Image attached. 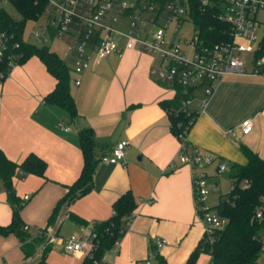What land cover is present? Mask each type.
Masks as SVG:
<instances>
[{"label":"crops","instance_id":"0c3cea01","mask_svg":"<svg viewBox=\"0 0 264 264\" xmlns=\"http://www.w3.org/2000/svg\"><path fill=\"white\" fill-rule=\"evenodd\" d=\"M116 41L122 53L106 59L94 55L83 75H71V93L79 114L76 120L65 109L45 103L57 82L38 57L15 66L0 82V147L16 163L21 164L30 154L47 163L45 177L26 175L15 181L16 195L23 204L21 218L30 227L32 238L45 230L56 205L82 173L84 155L79 132L91 128L99 161L93 189L65 206L57 226L48 231L57 233L60 241L66 239L60 236L64 227L80 234L106 222L114 215L115 202L131 192L137 209L118 254L108 253L106 262L153 264L154 259L160 264H186L203 239L205 227L197 215L191 169L180 162V143L162 106L173 100L176 92L161 85L154 72L160 66L159 57L139 50L126 51V43L118 37ZM57 54L62 59L67 56ZM251 70L249 67L246 74L230 75L220 82L189 133L188 141L193 146L218 158L208 169L210 177L224 161L246 165L242 146L264 159V75H253ZM76 79L81 81L80 86L75 84ZM248 120L253 130L245 135L242 125ZM60 124L70 131L61 129ZM122 141L129 143L124 164L105 162L104 158L110 157ZM26 196L30 200L24 202ZM72 213L86 224L72 221ZM12 219L13 207L0 181V225L9 226ZM159 239L168 242L160 250L155 246ZM22 246L17 236L0 235V264L41 262L43 247L25 259ZM200 261L206 259L201 257ZM84 262V256L68 254L62 243L55 242L44 264Z\"/></svg>","mask_w":264,"mask_h":264},{"label":"built area","instance_id":"2783aa9c","mask_svg":"<svg viewBox=\"0 0 264 264\" xmlns=\"http://www.w3.org/2000/svg\"><path fill=\"white\" fill-rule=\"evenodd\" d=\"M202 2L218 8L221 18L231 26L230 40L207 47L195 32L193 39L184 43L173 41L168 31L173 26L176 31L181 29L184 21L191 19L190 0H135L132 4L127 0H47L43 15L46 23L42 31H34L33 34L39 42L50 38L70 37L72 42L68 54L71 72L75 76L83 75L90 68L94 55L98 59H106L113 54L122 53L117 37L126 43V51L139 50L155 55L161 61L154 71L160 84L175 92L178 87L183 89L184 98L180 108L172 109L171 112L190 117L195 111L199 117L220 82L227 76L246 74L249 67L253 75H264V57L257 56L264 42V38L260 39L258 36V15L264 12V0ZM2 3L11 4V0H0V5ZM123 19L129 21L128 32H122L116 27ZM154 26L157 27L156 31L151 28ZM5 41L6 36L0 34V60L6 49ZM244 55L253 56L250 64ZM75 84L80 86L81 81L76 79ZM198 90H202L201 97L197 95ZM195 102L199 103V107L193 109ZM60 127L66 132L70 131L64 124H60ZM252 130L253 123L245 121L242 125L243 133L248 135ZM188 136L189 133L185 132L177 137L180 143L179 159L183 166L191 169L197 215L204 224L205 234L212 241L213 234L228 224L227 219L209 210L211 189L208 169L218 158L215 154L193 146L188 141ZM128 147L127 141L118 143L112 155L104 158V161L112 165H123ZM227 170L226 165H220L215 176L221 177ZM243 185L247 187L249 182L244 181ZM235 187L232 183L231 190ZM29 200L30 197L26 196L24 202ZM257 217L261 218L262 213L258 212ZM130 225L131 219L127 228ZM29 229V226H25L26 231ZM40 234L54 243H62L68 254L89 257L93 264H108L106 256L102 259L95 257L99 241L93 228L60 241L49 231L42 230ZM167 244V240L159 239L155 246L160 250ZM120 246L121 240H118L108 253L116 256Z\"/></svg>","mask_w":264,"mask_h":264},{"label":"trees","instance_id":"16d2710c","mask_svg":"<svg viewBox=\"0 0 264 264\" xmlns=\"http://www.w3.org/2000/svg\"><path fill=\"white\" fill-rule=\"evenodd\" d=\"M190 4L191 20L200 41L205 46L211 47L230 40L231 26L221 18L218 8L204 5L202 0H190ZM11 5L21 15V20H16L0 7V34L6 36V49L0 60V82L10 75L15 66L23 65L31 58L38 57L57 82L55 90L46 96L45 103L65 109L72 120H76L79 114L75 98L71 93V67L50 48L29 43L24 38L27 23L37 22L43 17L47 0H11ZM257 56L264 57V42ZM183 98V89L178 87L175 98L162 104L169 115L171 131L176 137L181 133H190L198 117L195 111L190 117L183 113L177 115L171 112L172 109L180 108ZM79 135L84 155L82 173L75 184L69 187L67 195L56 205L45 228L46 232L57 226L65 206H70L93 189V180L99 162L96 157L97 143L91 128L82 129ZM241 150L248 162L246 165L235 164L232 167L231 177L235 189L222 196L216 207L209 209L221 218L227 219L228 224L224 229L217 230L213 234L212 241L204 234L186 264H196L202 254L210 255L213 264H260L259 260L264 251V159L246 146H242ZM46 170L47 163L36 154H30L19 164L10 160L0 147V181L4 184L9 203L13 207L12 222L9 226L0 225V235L17 236L22 242L25 259L33 257L38 248L43 247L44 253L39 264L46 263L54 242L41 234L32 238L25 230L20 213L23 204L16 195L14 184L17 179L26 175L45 177ZM244 181H248L249 186H244ZM136 209V199L131 192H128L115 202L114 215L111 219L94 225L93 230L97 233L99 241L95 254L97 259L106 256L115 243L125 236L127 224ZM258 212L262 213L261 218L257 217ZM69 217L75 223L86 224L73 213ZM53 237L58 238L57 233H54ZM84 264H93V262L86 257Z\"/></svg>","mask_w":264,"mask_h":264},{"label":"rangeland","instance_id":"374dc122","mask_svg":"<svg viewBox=\"0 0 264 264\" xmlns=\"http://www.w3.org/2000/svg\"><path fill=\"white\" fill-rule=\"evenodd\" d=\"M130 4H132L133 2L135 3V0H127ZM0 7H2L3 9H5L12 17H14L16 20H21V15L19 14V12L16 10V8L9 4V3H2L0 5ZM258 20L260 22V27L258 30V36L260 39L264 38V12H261L258 15ZM46 23V19L44 17H42L39 21L35 22V21H29L27 23L26 29H25V33H24V38L26 41H28L29 43L35 44L37 46L40 47H48L50 48L52 51H55L57 53H60V55L62 56H66L65 59H63L67 65H70V60H69V56H68V48L72 42V39L70 37H61V38H56V39H52L50 38L47 41H37V39L35 38L33 32L34 31H42V28L44 26V24ZM128 20L127 19H123L120 20L117 24L116 27L117 29L121 30L122 32H128L129 27H128ZM152 30L156 31L157 27H151ZM176 27L173 26L169 31H168V35L170 38H173L174 41L176 42H186L188 40L193 39L194 34L196 32L195 30V25L193 23V21L189 18H187L181 29L177 30L175 29ZM244 58L249 62H251V60L253 59L252 55H244ZM72 77H75L73 75V73L71 74ZM72 86H74V83L72 81ZM197 95H199L200 97L202 96V90H198ZM199 103L195 102L192 105V108H194L195 106H197ZM220 165H226L228 168V171L223 174L221 177H210L209 178V183H210V187H211V196H210V200H209V206H211V208L216 207L220 201H221V197L230 193L231 191V186L233 183L231 174H232V167L233 165L224 161L223 163L218 164V166ZM214 213V212H213ZM32 233V232H31ZM74 233H71L68 231V229H66L65 227L62 229L60 236L64 237V239L69 238L71 235H73ZM264 236V233H263ZM201 257L203 258V260L206 259V261H200ZM153 264H160L159 261L154 260L153 259ZM260 264H264V254L261 256L260 260H259ZM196 264H212V259L208 254H202L197 263Z\"/></svg>","mask_w":264,"mask_h":264}]
</instances>
